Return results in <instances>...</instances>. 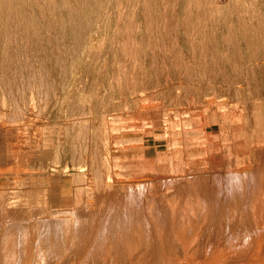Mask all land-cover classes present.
Masks as SVG:
<instances>
[{"label": "rangeland", "instance_id": "obj_1", "mask_svg": "<svg viewBox=\"0 0 264 264\" xmlns=\"http://www.w3.org/2000/svg\"><path fill=\"white\" fill-rule=\"evenodd\" d=\"M226 1L220 0V4ZM36 2L44 7V0H36ZM47 10L44 7L42 12L49 18V23L42 25L46 28H44L45 32L41 33V42L33 31L29 33L26 28L14 27L12 39L14 49L11 55L4 57L1 56L0 38V88L3 90V92L0 90V209L2 212L5 209L4 213L0 211V214L2 213L0 216L6 215L5 219L2 218L3 220L0 221L6 222V218H10L7 216L8 212L6 213L8 208L9 210L15 208L17 211L19 208L26 210L16 217V219L22 218L21 221H30L35 217L56 221L73 220L76 217L72 214L76 205L73 203L75 199L78 198L81 203H86L89 208L98 209L101 207L99 203H103L100 200L106 193L111 196L103 197L107 200L112 199L116 203L125 204L126 200L132 197L138 204V200L144 201V208L148 203L160 206L163 200L161 198L174 194L177 189L182 190L183 194L194 190L189 184L191 180L208 178L213 182L207 179L206 182H210L209 185L207 184L210 190H206L212 193L199 195L193 207L187 200L183 201L187 207L195 208L203 214L204 221L201 227L204 228L198 229L201 234L213 237L225 232L226 225L217 228L223 220H212L209 214L225 212L232 206V198L226 200L225 194L233 177L235 179L239 177L241 182L248 184L245 197L250 194L252 180L258 183L257 179H253L254 161L251 160L252 163L248 164L249 161L246 160L249 156L247 148L253 139L264 138V111L251 109L248 103L252 104L255 101L264 103V98L250 97L243 89V82L228 83L217 76L214 70L208 72L209 77L206 79L198 77L199 70L191 69L181 72L177 79L158 81L145 88L146 91L135 85L134 88L137 89L124 94L125 96H111L100 84L92 83L90 76L92 69L87 68H92L93 56L91 58L88 55L89 59L86 56L85 60L83 55L82 60L80 59L82 62L80 64L78 62L82 49L89 54L90 50L97 52L99 48L93 47L89 50L83 44L81 46L84 36L82 30H80L82 36H79L80 32L78 34L73 32L72 37L76 39L63 41L62 35L58 34L59 30L53 27V19ZM38 24L40 26L41 22L38 21ZM8 26L11 27L10 24ZM194 27L197 36L201 39L204 31L198 23ZM26 35L29 40H26L28 39L25 38ZM101 49L103 56H106V49L100 47ZM39 52L44 53L46 58ZM63 56L69 62L68 66L64 63ZM64 68L65 70L62 71ZM230 69L233 71V66H230ZM30 72L35 73L33 75ZM211 87H217L218 90L214 91ZM72 91L75 93L73 94ZM163 92L169 95L163 98ZM106 98L111 100L104 101ZM102 99L103 105H101ZM94 100L100 103L97 104ZM38 120L44 121L45 124H40ZM21 121L24 126L19 124ZM17 124L23 126V129ZM30 125L33 129H30ZM63 127L65 132L69 130L67 132L69 135L64 133ZM72 131L75 133L71 136ZM32 133L37 134L34 136ZM74 135L75 138H72ZM26 138L33 141L29 142ZM36 139L42 140V144L34 145ZM33 147L35 150H32ZM43 150L46 151L47 158L46 154L45 157L37 154L38 151L44 152ZM222 176L224 177L221 178ZM211 185L213 187H210ZM202 187L205 189V186ZM216 189L217 192L213 191ZM101 190L103 191L100 193ZM200 190L203 191L202 188ZM33 193L35 195L31 199ZM182 202L180 201V204ZM176 203L172 199V204L176 205ZM31 208L35 212L33 217L27 213ZM229 232L231 231L227 234ZM234 241L237 242L236 234L232 235L231 242ZM256 244L258 246L260 243L256 242ZM217 247L222 248V243ZM162 250L166 254L170 253L167 242H164ZM255 250L249 249L240 262L257 264V259L264 257V245L258 254ZM178 258L180 261L184 259L180 253ZM154 259L155 255L141 254L134 264H155ZM206 260V256L198 255L194 258H186L185 261L187 264H200ZM80 261L81 257L74 256L63 264H80Z\"/></svg>", "mask_w": 264, "mask_h": 264}, {"label": "bare ground", "instance_id": "obj_2", "mask_svg": "<svg viewBox=\"0 0 264 264\" xmlns=\"http://www.w3.org/2000/svg\"><path fill=\"white\" fill-rule=\"evenodd\" d=\"M43 3L51 15L49 16L53 19V27L59 30L58 34L62 35L63 41L76 39V37H72L73 32L77 34L80 32L79 36H82L80 31L82 30L84 36L81 46L83 44L89 50L93 47L99 48L97 52L90 50L89 54L82 49L78 62L79 64L82 62L83 55H85L84 58L86 56L88 58V55L95 57V59L91 57L92 68H87L92 69V75L90 74L92 83L100 84L111 96L130 93L135 89V85H139L145 90L158 81L177 79L181 72L191 69L199 70L198 77L206 79L209 77L208 72L214 70L217 76L228 83L243 82V89L249 93L250 97L264 98V0H227L224 4H220V0H44ZM44 7L40 3L37 4L36 0H0L1 56L6 57L5 55H9L14 49L12 45L14 27L21 26L26 28L29 33L33 31L41 42V33H44V28H46L42 25L49 21V18L42 14ZM37 20L41 22L40 26L37 25ZM196 23L204 31L201 39L196 34L194 27ZM9 24L11 27L8 26ZM26 36L25 38H28V35ZM36 36L34 35V37ZM100 47L106 49V56H103L104 53ZM24 52L26 53V51ZM45 53L50 56L47 50ZM66 53L67 51H65V55H67ZM32 54L34 53L32 52ZM63 57L64 63H67L68 66L69 62L65 56ZM230 66H233V71ZM32 73L30 72V74ZM211 89L218 90L217 87H211ZM1 91L3 92V90ZM230 91L233 93L232 90ZM168 95L163 92L162 97L166 98ZM99 98L101 99V97ZM109 99L106 98L104 101ZM95 103L99 104L100 102L95 101ZM101 105H103V99ZM248 106L251 109L264 111L262 102L255 101L252 104L248 103ZM20 120L18 119V121ZM20 123L22 124V121ZM39 123H44V121H39ZM22 125L24 126V124ZM23 126L20 128L23 129ZM30 129H33L31 125ZM63 131L67 134L69 130L65 132L64 128ZM72 133L75 132L72 131L71 136ZM41 141L36 139L34 145L42 144ZM35 147L32 150H35ZM74 149L76 150V148ZM247 150L249 156L245 160L249 161L248 164L252 163L251 160L254 161L256 171L254 168L253 179H257L258 183L254 180L251 182L252 185L249 183L250 194L245 197L248 184L241 182L239 177L237 179L233 177L230 180V187L225 195L227 196L226 200L232 198V206L225 212L222 211L216 215L209 214V218L212 220H223L217 225V228L226 225V231L219 235L210 237L198 231V229L204 228L201 227V223L204 221L202 220L203 214L192 208L193 203L197 202L199 195L212 193L207 191L210 182L206 181L213 182L211 179L204 180L202 178L206 184L202 179L191 180L189 184L194 190L183 194L182 190L177 189L174 194L162 197L160 206L148 203L144 208V201L138 200V204L137 200L132 197L126 200L125 204L113 202L112 199L110 202L111 200H107V198L111 195L109 196L107 193L103 195L104 192L102 195L108 197H103L100 194L102 196L100 201L103 203H99V205L102 208L99 206L100 208L94 209L89 208L86 203H81L77 198L73 202L76 204L72 212L76 216L73 220L56 221L35 217L30 221H21L22 218L16 219V217L26 210L19 208L17 211L13 207L9 210L6 206L9 210L6 213L8 212L7 216L10 218H6V222L5 220L0 221V264H63L64 261H70L74 256L81 257L80 264H134L141 254L155 255V264H187L186 258H194L198 255H204L207 258L200 264H242L240 260L249 249L257 250L259 247L257 251L255 250L258 254L264 245V138L255 137ZM37 154L44 156L46 151L40 153L38 151ZM216 180L218 182V178ZM202 186H205V189ZM206 186L208 187L206 188ZM201 188L203 191L200 190ZM105 189L110 190L109 188ZM213 191L217 192L218 190ZM33 195L35 194L33 193ZM172 199L177 202L176 205L172 204ZM183 200H187L192 207H187ZM180 201L183 202L180 204ZM27 213L32 217L35 215L32 208ZM5 216H0V219H5ZM228 231L231 232L227 234ZM235 234L237 236L236 243L235 241L231 242L232 235ZM164 242L168 243L169 254L162 250ZM256 242L260 244L256 246ZM221 243L223 247L218 248L217 245ZM216 252L219 253L216 254ZM178 253L184 257L182 261L179 260ZM257 260V264H264V257Z\"/></svg>", "mask_w": 264, "mask_h": 264}]
</instances>
